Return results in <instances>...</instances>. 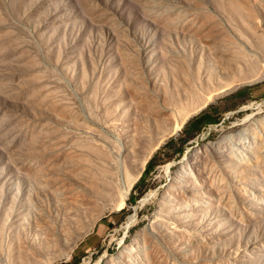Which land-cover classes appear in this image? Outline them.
<instances>
[{
  "label": "rangeland",
  "instance_id": "obj_1",
  "mask_svg": "<svg viewBox=\"0 0 264 264\" xmlns=\"http://www.w3.org/2000/svg\"><path fill=\"white\" fill-rule=\"evenodd\" d=\"M0 264H264V0H0Z\"/></svg>",
  "mask_w": 264,
  "mask_h": 264
},
{
  "label": "trees",
  "instance_id": "obj_2",
  "mask_svg": "<svg viewBox=\"0 0 264 264\" xmlns=\"http://www.w3.org/2000/svg\"><path fill=\"white\" fill-rule=\"evenodd\" d=\"M216 119H214L211 115H209L207 112H201L197 116L194 117V120L190 123H194V125L191 127V131L199 129L202 125L206 123H213ZM157 154H154V156L148 161L147 167L145 171H148L151 169L154 165V162L156 160ZM136 195L131 194L129 201L135 202Z\"/></svg>",
  "mask_w": 264,
  "mask_h": 264
},
{
  "label": "bare ground",
  "instance_id": "obj_3",
  "mask_svg": "<svg viewBox=\"0 0 264 264\" xmlns=\"http://www.w3.org/2000/svg\"><path fill=\"white\" fill-rule=\"evenodd\" d=\"M127 184V182H124L123 181V184ZM128 191V188L125 190V193ZM34 218V217H33ZM60 219V218H59ZM192 223V222H191ZM45 240V239H44ZM56 240L57 241H62V236H58V235H56ZM46 241V240H45ZM52 242V241H51ZM48 243V242H47ZM45 244V243H44ZM54 244V243H53ZM73 244V243H72ZM39 250L41 251V248H39Z\"/></svg>",
  "mask_w": 264,
  "mask_h": 264
},
{
  "label": "water",
  "instance_id": "obj_4",
  "mask_svg": "<svg viewBox=\"0 0 264 264\" xmlns=\"http://www.w3.org/2000/svg\"><path fill=\"white\" fill-rule=\"evenodd\" d=\"M186 121H187V119H186Z\"/></svg>",
  "mask_w": 264,
  "mask_h": 264
}]
</instances>
